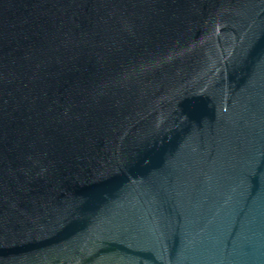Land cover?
Returning <instances> with one entry per match:
<instances>
[{"label":"water","instance_id":"95a60500","mask_svg":"<svg viewBox=\"0 0 264 264\" xmlns=\"http://www.w3.org/2000/svg\"><path fill=\"white\" fill-rule=\"evenodd\" d=\"M0 264H264V0H0Z\"/></svg>","mask_w":264,"mask_h":264}]
</instances>
